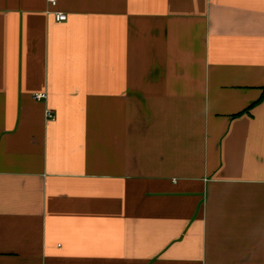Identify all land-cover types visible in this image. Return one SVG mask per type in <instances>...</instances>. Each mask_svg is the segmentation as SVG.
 <instances>
[{
    "label": "crops",
    "instance_id": "obj_1",
    "mask_svg": "<svg viewBox=\"0 0 264 264\" xmlns=\"http://www.w3.org/2000/svg\"><path fill=\"white\" fill-rule=\"evenodd\" d=\"M0 264H264V0H0Z\"/></svg>",
    "mask_w": 264,
    "mask_h": 264
},
{
    "label": "built area",
    "instance_id": "obj_2",
    "mask_svg": "<svg viewBox=\"0 0 264 264\" xmlns=\"http://www.w3.org/2000/svg\"><path fill=\"white\" fill-rule=\"evenodd\" d=\"M49 4L52 6H56L57 5V0H49ZM55 18L58 22H65L67 21L68 17L67 15L63 14V13H55ZM47 95L46 94H35L34 95V99L36 101H43L46 100ZM45 117L46 120L48 122H54L56 121L57 117L56 114L51 110V109H46L45 111Z\"/></svg>",
    "mask_w": 264,
    "mask_h": 264
}]
</instances>
